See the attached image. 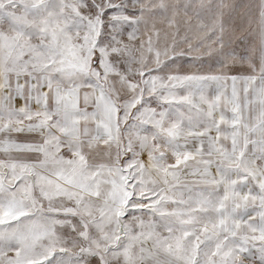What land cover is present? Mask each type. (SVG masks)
I'll use <instances>...</instances> for the list:
<instances>
[{"label":"snow or ice","instance_id":"snow-or-ice-1","mask_svg":"<svg viewBox=\"0 0 264 264\" xmlns=\"http://www.w3.org/2000/svg\"><path fill=\"white\" fill-rule=\"evenodd\" d=\"M0 264H264V0H0Z\"/></svg>","mask_w":264,"mask_h":264}]
</instances>
